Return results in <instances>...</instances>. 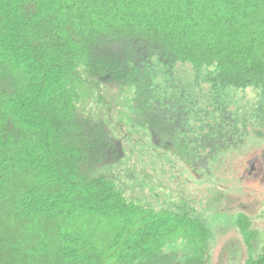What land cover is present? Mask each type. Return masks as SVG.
Returning a JSON list of instances; mask_svg holds the SVG:
<instances>
[{"label": "trees", "instance_id": "16d2710c", "mask_svg": "<svg viewBox=\"0 0 264 264\" xmlns=\"http://www.w3.org/2000/svg\"><path fill=\"white\" fill-rule=\"evenodd\" d=\"M90 76L129 88L144 115L189 101L205 135L226 126L240 147L227 112L264 129V0H0V264H202L207 236L185 211L93 179L77 140L103 133L74 104Z\"/></svg>", "mask_w": 264, "mask_h": 264}, {"label": "flooded vegetation", "instance_id": "af4514ba", "mask_svg": "<svg viewBox=\"0 0 264 264\" xmlns=\"http://www.w3.org/2000/svg\"><path fill=\"white\" fill-rule=\"evenodd\" d=\"M107 79V82L120 86L111 77ZM98 80L102 78L98 77ZM80 101H75L74 104ZM181 102L177 103L181 104L177 112L172 109L165 113L159 109H147V115H144L143 111L146 109L139 105L128 106V110L134 109V112L130 113L133 126H142L149 138L150 148L147 147V150L162 152L165 158L172 157L182 162L185 176L188 174L186 181L193 184L195 190L197 185H204V198L199 200L205 211L202 217L198 216L199 212H196L193 206L188 207L189 212L186 211L184 203L175 209L171 208L172 211H185L188 219L201 226L198 231L201 236H207L203 241V257L194 263L199 261L202 264H213L216 258V264H264V150L245 163L248 152L246 151L245 155L240 156L241 165L233 166L225 162L226 155L240 153L246 149L237 146L225 148L227 135L230 133L227 132L226 126L222 132L215 131L212 135H205L203 122L205 123L206 115H203L195 104L189 101ZM136 104L138 103L134 105ZM136 113L144 116L140 119ZM91 115L80 114V117L94 131L103 133V141L97 144V140L93 139L96 145L92 146H88L87 139L85 142L82 139L77 141L82 146H87L86 151L92 156L90 165L87 166L92 169V175L105 167L112 170L122 166L126 155L122 141L116 139L110 128L95 123ZM205 136L215 140L211 142ZM229 140L233 144V139ZM238 142L243 144V139H238ZM227 171H231L230 174H227ZM147 207L162 209L161 206L156 208L150 205L145 208ZM219 224L220 233L215 230V226ZM181 241L183 245L180 250L183 252L185 249L183 254H186L193 246L184 239H180ZM198 241L200 242V238L196 242ZM212 250L215 253L211 259ZM172 261V264H186L178 257Z\"/></svg>", "mask_w": 264, "mask_h": 264}, {"label": "rangeland", "instance_id": "374dc122", "mask_svg": "<svg viewBox=\"0 0 264 264\" xmlns=\"http://www.w3.org/2000/svg\"><path fill=\"white\" fill-rule=\"evenodd\" d=\"M79 73L82 77L86 76L84 69H81ZM88 81H91L93 85L87 83L83 87V91L89 90L90 97L78 102L79 113L88 116L92 114L95 123L105 125L107 129L110 128L116 139L122 141L123 151L126 155L122 166L112 170L106 167L98 170L92 174L93 179H97L98 174L103 173L108 181L116 180L120 185L117 189L124 191L129 200H137L144 207L150 205L156 208L170 206L175 209L176 206L184 203L186 211L189 212L188 207L193 206L195 211L199 212L198 216L202 217L205 211L199 200L204 198V185H197L195 190V186L186 181L188 174L185 176L182 162L176 161L172 157L165 158L162 152L147 150V147L150 148L149 138L142 130V126L137 124L133 126L130 120V113L134 112V109L128 110V106L135 107V101L132 100L133 92L129 88L107 82L108 80H98V77L90 76ZM119 102L125 104H119ZM136 114L138 116V113ZM239 116L241 119L236 121L235 110L225 114L227 122L237 123L236 130L243 138L242 146L238 147L246 149L243 152H233L229 156H225L224 161L233 166L242 164L240 156L245 155L246 151L248 152L245 163L249 159H254L256 155H260L261 150H264V136L260 138L256 135L257 132L264 134V129L260 130L259 122L255 118L249 117V114L245 112H241ZM230 172L227 171V174ZM219 227L220 224L215 226L218 233H220ZM183 252H186L185 249ZM190 252L187 254L190 255ZM214 253L212 250L211 259ZM182 254L181 251L178 253L179 256ZM213 264H216V258L213 260Z\"/></svg>", "mask_w": 264, "mask_h": 264}]
</instances>
